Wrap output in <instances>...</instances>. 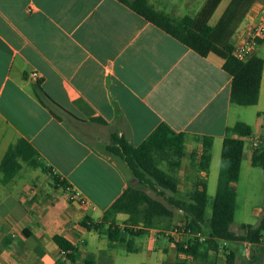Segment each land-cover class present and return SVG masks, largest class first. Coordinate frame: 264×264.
Here are the masks:
<instances>
[{
    "label": "crops",
    "instance_id": "crops-1",
    "mask_svg": "<svg viewBox=\"0 0 264 264\" xmlns=\"http://www.w3.org/2000/svg\"><path fill=\"white\" fill-rule=\"evenodd\" d=\"M147 2L172 18L190 17L196 30L212 27L217 46L232 48L250 35L264 9V0ZM262 48L264 40L253 55L264 60ZM223 63L213 53L196 54L118 0H0V164L9 146L23 139L47 170L22 164L7 184L0 172V264H70L55 236L76 249L77 264H109L116 246L127 250L104 233L111 223L126 225L127 215L104 221V212L135 184L127 165L107 150L112 136L137 147L164 124L184 135L183 158L195 159V165L202 139L211 138L208 172H196L207 192L226 129L244 122L252 135L245 140L240 174L244 157L253 167V152L264 148V118L258 116L264 113V70L251 123L230 102L231 76ZM33 72L36 82L29 80ZM37 87L68 115L58 111L55 117L39 101ZM164 172L183 178L186 192L191 190V171ZM53 176L70 187L74 200ZM262 212L256 213L259 220ZM156 232L148 231L145 245L156 254L153 264H175L185 256L176 251L174 235L161 238ZM121 237L136 251L133 237Z\"/></svg>",
    "mask_w": 264,
    "mask_h": 264
},
{
    "label": "trees",
    "instance_id": "trees-1",
    "mask_svg": "<svg viewBox=\"0 0 264 264\" xmlns=\"http://www.w3.org/2000/svg\"><path fill=\"white\" fill-rule=\"evenodd\" d=\"M118 1L196 54L204 57L213 53L221 57L224 60V71L231 76V104L240 107L257 104L264 60L255 55L244 62L235 59L231 54L232 46H217L212 27L203 25L196 30L193 20L188 16L180 19L172 18L150 7L148 0ZM36 94L39 101L47 106L55 117L59 118L58 111L63 115H68L48 99L39 87L36 88ZM258 116L264 118V113H259ZM251 135V127L244 122H236L226 129L220 153L216 191L213 197L208 196L205 180L200 178L194 181L190 191L178 197V178L167 174L158 166L159 161L169 162L172 157H177L179 160L183 157L184 135L175 134L162 124L137 147L131 146L122 137L112 136L107 150L127 165L137 186L129 187L104 212V221L110 220L116 214L127 215L124 227L120 228L111 223L106 228L104 233L107 239L111 242L126 244L127 250L131 252V243L121 236L147 235L150 229L159 226L160 220L171 219L172 208H175L184 213L186 230L203 234L202 227H206L203 240L189 238L185 243H175L178 253L192 260H198L205 259L209 252L217 253L219 242L248 243L254 245L252 261H264V243H262L264 242V212L255 226L243 224L242 234H235L230 230L237 197L231 185L239 181L245 140ZM202 144V153L195 168L197 173H207L211 161L212 139L204 137ZM35 155V150L23 139L10 145L0 164L1 182L3 184L10 182L22 168V164L47 171L35 160ZM251 165L264 170V148L253 152ZM53 181L65 190L68 188L66 183L56 176H53ZM145 189L154 192L163 201L150 197ZM207 211H210L209 217H207ZM93 226L96 230L102 229V224ZM53 241L61 252L66 254L70 264H77L75 262L76 249L67 240L61 236H55ZM81 264L95 263L85 260ZM175 264L192 263L183 259ZM226 264H234L232 251L226 255Z\"/></svg>",
    "mask_w": 264,
    "mask_h": 264
},
{
    "label": "rangeland",
    "instance_id": "rangeland-1",
    "mask_svg": "<svg viewBox=\"0 0 264 264\" xmlns=\"http://www.w3.org/2000/svg\"><path fill=\"white\" fill-rule=\"evenodd\" d=\"M259 56H264V48H262ZM239 109L246 111L243 120L251 123L255 122V106L239 107ZM246 153L247 148L245 147L244 155ZM182 158L179 160L177 157H172L169 162L159 161L158 166L163 171H167L172 174L191 171L193 173L194 183L195 179H197L195 159L192 161L189 157ZM191 161L193 163L192 167L189 166ZM218 168L219 161L217 160L211 167L209 186L207 190L209 197H213L215 194L214 180L216 175H214V171L216 170L217 172ZM182 179L183 178L179 180V184L182 186V191L180 194L178 193V197H182L184 195L186 192L185 188L188 185L184 182V179ZM134 186H137L136 181ZM145 191L150 197L163 201L162 198L156 196L154 192L148 189H145ZM235 192L237 196L236 207L230 230L235 234H242L243 231L241 226L243 224L255 226L259 222V217L256 215L258 209H264V170L259 167L249 166L246 157H244L243 160L239 181L235 184ZM172 212L173 216L171 219H162L159 221V226L155 228L157 232L154 235L156 237L163 235L161 238H168L165 233L176 228L178 229V232H180L179 235H174L177 239L176 242L185 243L189 238H193L185 232L186 230H183V227H185V215L182 211L175 208H172ZM209 216L210 211H207V217ZM139 226H141V224ZM205 231L206 227H202L203 234ZM203 234L201 235L205 237ZM147 241V235L133 237L132 248L136 251L131 253L127 252L123 246H116L112 250L109 264H153L156 254L155 252H151V254L146 252L145 245ZM160 241L162 243L166 242L164 239H161ZM219 248L220 250L217 253L212 252L208 254L205 259L192 260L190 257L184 256L181 257V260L185 259L192 264H226V255L232 251L234 253V264H264V261L253 262L252 248H250L249 251H246V247L243 244L227 243L224 245L223 242H219ZM171 261H173V259H171Z\"/></svg>",
    "mask_w": 264,
    "mask_h": 264
},
{
    "label": "built area",
    "instance_id": "built-area-1",
    "mask_svg": "<svg viewBox=\"0 0 264 264\" xmlns=\"http://www.w3.org/2000/svg\"><path fill=\"white\" fill-rule=\"evenodd\" d=\"M260 40H264V9H262L254 22V25L252 27L251 33L250 35L244 39L239 41L235 47H233L232 50V56L239 60V61H247L249 58H251L253 56V51L255 46L257 45L258 41ZM39 79V75L37 72H33L29 75V80L32 82H36ZM254 147H256V143L253 144ZM67 194L69 195V198L71 200H74L76 195L75 193H73L70 189V187H68L66 189ZM78 203L80 205H84L85 201L78 199ZM183 230H186L185 227H183ZM188 235H191L193 238L199 239V240H203L205 237H203L201 235V233H193L189 230L185 231ZM166 234L169 235H179L180 232H178V229H173L172 231L166 232ZM246 247V251H249L250 248H252V254H253V249H254V245L253 244H248V243H244L243 244ZM63 253V252H62ZM63 255H66L65 253H63Z\"/></svg>",
    "mask_w": 264,
    "mask_h": 264
}]
</instances>
